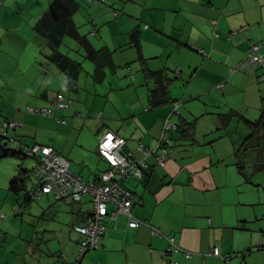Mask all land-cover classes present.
Returning <instances> with one entry per match:
<instances>
[{"label": "crops", "instance_id": "crops-1", "mask_svg": "<svg viewBox=\"0 0 264 264\" xmlns=\"http://www.w3.org/2000/svg\"><path fill=\"white\" fill-rule=\"evenodd\" d=\"M78 1L86 6L80 5L73 14L74 23L85 27L83 32L96 49L110 51L114 64L124 69L122 75L136 74L135 79L127 75L121 91L111 93L101 110L106 129L125 138L122 152L139 157L138 142L153 149L165 118L177 126L170 131L171 158L162 166L149 156L143 179L125 181L134 194L136 228H129L123 216L116 222L106 219L99 247L79 264H167L168 237L178 247L170 254L176 264H225L226 257L230 264H264V176L253 173L246 181L238 173L231 136L219 128L220 115L230 110L242 114L243 107L254 103L260 111L264 81L258 75L263 69L249 66L231 75L228 69L245 56L250 41L264 40V0H253L254 7L248 0H122L121 7L108 0ZM50 2L0 0V114L21 120L22 135L52 146L65 156L73 173L96 184L106 163L97 153L100 98L91 99L90 78L85 88L69 91L74 102L66 110H55L53 117L24 112L29 104L50 106L52 86L62 88L63 74L50 70L52 80L45 82L42 62L40 69L36 62L37 51H45L47 45L32 25ZM134 28L140 29V53L132 45ZM230 30L237 31L231 38ZM198 46L205 57L193 50ZM174 66H180L185 86L181 90L175 86L171 97V82L167 88L171 101L158 104L164 86L156 87L144 67L164 69L174 78ZM91 71L88 66L86 76ZM105 72L111 73L110 66ZM137 72L143 81L139 87ZM221 82L223 87L215 90ZM239 99L240 106L228 105ZM173 100L181 101L178 113L168 114ZM62 116H67L65 123H58L56 118ZM189 123L197 144H191L190 130L184 131ZM8 157L20 162L0 172V207L10 198L16 203L20 196L8 190L9 179L20 167L31 170L36 163L33 158V165H26L25 157L17 156L0 160ZM87 199L63 204L43 196L36 206L25 209L21 225L3 223L9 234L0 237V264H74L83 237L72 226L91 211ZM215 247L218 256L211 253Z\"/></svg>", "mask_w": 264, "mask_h": 264}, {"label": "trees", "instance_id": "trees-1", "mask_svg": "<svg viewBox=\"0 0 264 264\" xmlns=\"http://www.w3.org/2000/svg\"><path fill=\"white\" fill-rule=\"evenodd\" d=\"M89 1L92 2L93 0H89ZM79 7H80V3L78 0H52V2L48 4L46 9L43 11V13L40 16H38L36 20L33 21L32 28L34 30V34L37 35L39 38H41V40L45 42V44L47 45V47L45 48V51L42 49H39L37 51V55L39 56L41 60L39 59L36 62L38 64L42 62L41 70L44 74L50 73L49 64L55 65V67L64 76V78L61 80V86H62V89H65V91L68 93L67 94L68 96L64 95L62 91H58L56 94H53L50 97V100H49L50 106L29 104L25 106L24 112L26 114L37 115L41 117L42 116L53 117L55 110H66L71 106L73 98L71 94L69 93V91L74 92L80 88H85L87 79L90 78L89 79L90 82H87V84L88 86L93 87V89L90 91L91 96H92L91 99L93 97L100 98L98 99V102L96 105L97 111H99L98 116L96 117L97 126H99L98 127L99 131L97 134V153L99 157L106 163V168L102 170L100 174L97 176L98 180L96 178L97 180L96 184L92 182H89V183H92L94 186H102L106 183V182H103V175L108 171H111L114 174L112 181H118L120 179V166L112 165L108 161L106 156L103 153H101L100 138L105 134V132H111L117 136H120V135H118L117 133L113 132L110 129H106L103 118L101 116L102 115L101 110L105 104L108 105L109 103L108 96L111 93L115 91L117 92L121 91L120 87H123L122 85L127 75H129L131 79H135L134 75L136 74L134 72H129V74H127L126 76L122 75L121 70H124V69H120L118 66L114 64V62L111 59L110 51L108 49H102V48L96 49L91 43V41L87 38V32L84 33L83 31H79V25H76L72 18L73 14L78 10ZM230 33H232V35H229ZM236 33H237L236 30H230V32L228 33V37L231 38ZM139 35H140V29L134 28L131 32V39H132V45L134 46V48H136L138 53H140ZM212 35L215 37L218 36V31L216 32V28H213ZM65 37L73 39L77 43L79 49L81 50L80 53L82 55V61L76 58H73L68 53H65L60 50V46ZM250 43L251 41L248 43L245 56L239 61H237L234 64V66L229 68L228 73L231 75L249 66L258 67L260 69H263V71L258 75V80L264 81V65L262 66L260 64H250V62H248L247 55H248ZM255 43L261 44L260 52H264V40L261 42H255ZM193 50L196 53H200L204 57L207 55V53L199 46L196 48H193ZM47 64H48V67H47ZM88 66L92 67V71L89 72V76H86V74L88 73ZM107 66H110V70H111L110 74L105 72V68ZM144 68L146 72V77L149 79H152L156 83V87L164 86V89L162 92L163 96L159 100H157V102L156 101L154 102L158 104L170 102L171 100L167 97V88H168V85L174 80V78H179L181 76V74L178 73V71L181 72V69L179 70L176 69V72L178 75H176L174 78H169L164 69L152 70L147 67H144ZM59 103L65 104V106L60 107ZM223 116L226 117L222 121L224 123V126L228 124L229 119L227 118H230L231 116H236L239 119V121L242 123L241 128L235 127L234 129L227 131V134L231 136V141L234 146V151H233L234 152V163L236 165L238 173L246 181H249L253 173L264 171V95L261 96L260 114L256 120H250L246 118L244 115L238 113L237 111H232V110L223 114ZM65 119H67V116L57 117L56 121L58 123H65ZM0 121L9 122L6 126L2 128L5 134L0 133V158L5 157V156H17V157H28L29 156V155H26L24 151L23 153L20 152L21 147H19L17 151L6 148V147H9L6 140H11V142L14 145L22 146L27 150H31L34 144H39V146H50L48 144L34 142L30 138L22 135L20 130L23 129L22 126H24V123L21 120H17L13 117L3 116L2 114H0ZM10 123H12V125H10ZM1 125L2 123L0 124V126ZM174 125L175 127L168 131L166 140L164 139L159 140V136H160L159 134L158 139L156 141V145L153 149H149L143 142H138L137 150L140 153L139 157H133L132 153H127V154L123 153L122 152V147L124 146L123 144V146L121 147V153L126 158V160L129 162V165H128V171L124 174L125 177L120 180V185L122 188L130 190L125 185V181L127 179H135L138 181H141L143 179L145 170L147 166H149L147 162V157L153 155V158L156 164H159L162 166L164 165V163L169 157L168 156L169 153L172 151V148H173L170 142L171 140L170 131L172 130L174 131L177 129L176 124ZM192 125H193L192 123H189L188 128H185L184 131L189 129L190 130L189 138H191L192 140L191 144H197L198 140L194 138V130H193ZM238 130L242 132V134H237L236 131ZM231 131H234L236 135L235 134L231 135V133H233ZM22 137L23 139L25 137V140L23 139L21 140L20 138ZM123 139L125 143V138ZM50 147L54 150V152L58 156L64 158L67 161L68 169L70 170L69 162L65 158V156L57 152L52 146ZM163 153H164V163L157 162L155 159L156 155H160ZM30 157L36 159V163L31 168V170H27V169L20 167L17 170L16 174H14L9 179V182H8V190L14 193H17V195L18 194L20 195L21 192L27 190V193L25 194V196H19L22 198L21 202L19 198L17 199L16 205L20 209V211L17 212L16 214H22L21 210L22 208H24V204L27 205L30 202V200H33V203H38L39 200L43 196L44 197L50 196L54 200V202H59V203L63 202L66 204L81 202L83 197L87 196L88 197L87 202L91 203V211H92L93 195L90 192L82 193L80 195L81 196L80 199H77V200H74V198L71 195H68V198L66 197L57 198L55 196V193L52 191L41 194L35 200L30 199L28 196L29 188L27 189L26 182L28 179H30V176L33 175V170L35 166L37 165V163L40 162L39 157H42V154L38 152L37 156L35 155V156H30ZM248 164H250L249 168H248ZM133 165H135V168H139L141 172L140 177L136 176L134 171L130 169ZM73 174L82 180V178L78 174H75V173ZM110 207L112 208L111 210H113V207L112 206ZM89 214L84 218L82 222L85 221V219L89 216ZM106 219L108 218H105L104 220L106 221ZM0 220L2 221L1 224H3L6 221V218H0ZM105 221H104V224H105ZM72 229H73V226H72ZM166 259H168L167 256H166ZM225 259H227V261L224 260L223 262L225 264H230V257H226ZM77 263H78V258L76 256L74 264H77ZM167 263H168V260H167Z\"/></svg>", "mask_w": 264, "mask_h": 264}, {"label": "built area", "instance_id": "built-area-1", "mask_svg": "<svg viewBox=\"0 0 264 264\" xmlns=\"http://www.w3.org/2000/svg\"><path fill=\"white\" fill-rule=\"evenodd\" d=\"M216 34V33H215ZM229 35H232L230 33ZM261 44L251 42L248 50V62L250 64L264 65V52H260ZM223 83L219 84L221 89ZM60 107L65 104L59 103ZM43 111V110H42ZM0 133H4L2 129L9 122L0 121ZM12 125V123H10ZM175 127L174 123L168 118L164 120L159 140H166L169 130ZM9 149L17 151L21 147L20 152L23 151L26 155L37 156L40 152L42 157H39L40 162L37 163L33 170V177L35 183L28 189V196L30 199H36L41 194L47 192H54L57 198H68L71 195L74 200L80 199V195L85 192H90L93 195V207L89 216L82 223H76L73 225V230L83 237L79 246V252L77 255L78 263L84 254L93 251L99 246V239L106 232V226L104 219L108 218L110 221L116 222L117 216H123L127 219V226L129 228H136L138 221L133 217L132 210L134 205V194L132 191L124 189L120 185V180L125 176L128 171L129 162L121 153V147L124 144V139L121 136L114 135L111 132H105L100 138V149L108 161L114 166H120V179L118 181H112L114 176L113 172L108 171L103 175V182H106L102 186H94L92 183H86L79 177L75 176L69 169L67 161L58 156L50 146H39L34 144L31 150H27L22 146L14 145L11 140ZM156 161L164 163V153L156 155ZM136 176L140 177L141 172L139 168H135L133 165L130 168ZM36 174V175H35ZM137 204H139L137 200ZM112 206L113 210L109 211L108 208ZM27 207L24 204V208ZM19 209V208H18ZM20 209L18 210V212ZM17 213V211H16ZM1 218H5V214L0 215ZM152 235L161 237L162 235L156 231L151 230ZM167 264H176L171 259L170 254L176 252L178 247L174 244V240L171 237L167 238ZM214 256H218L217 248L211 250ZM227 261V259H225ZM77 263V264H78Z\"/></svg>", "mask_w": 264, "mask_h": 264}, {"label": "rangeland", "instance_id": "rangeland-1", "mask_svg": "<svg viewBox=\"0 0 264 264\" xmlns=\"http://www.w3.org/2000/svg\"><path fill=\"white\" fill-rule=\"evenodd\" d=\"M108 1H109L108 2L109 5H111V2H112L113 3L112 5H115V7H121V6H123L125 4V2H123L122 0H108ZM247 2H251V5L254 7L255 3H254L253 0H248ZM241 3H242V1H241ZM80 5L82 6V8H85V6H86L85 3H80ZM77 17H78L77 19H81V18H79V15H77ZM84 29H85V27L82 26L81 28H79V31H83ZM100 33H103V31L100 30ZM65 39H67L68 41L63 40V42H62V44L60 46V50L63 51V52H65V53H68L73 58H76V59L82 61V55L80 53L81 50L79 49L77 43L73 39H70L68 37H65ZM98 41H100V42H97V43H100V44H97L96 47L99 48V45H101V43H102L101 38H99ZM198 54L201 55L200 53H198ZM131 65H132L133 70H134V65L133 64H131ZM37 67L40 69V64H37ZM176 69L179 70L180 69V66H174L171 69V73H172L171 76L172 77H175L176 75H178L177 72H176ZM49 70H52L53 72H55V74L57 76L60 75L59 70L53 64H50ZM178 73H181V72L178 71ZM52 77H53V75L51 74V72L42 75V78L45 80V82H49L50 80H52ZM141 81H142L141 75L138 73V81L136 82L138 84V87L141 86L140 85L141 84ZM184 82H185V80L181 76L179 78H175L172 81L173 85L170 88V96L171 97H173V89H174V87L177 86V88L181 90L185 86L184 85ZM221 83H223V82H221ZM219 84L216 85V88L217 89L214 88L215 90H218L219 89L218 91H220ZM138 87H136V88H138ZM222 87H223V84H222ZM133 89H134V87H133ZM127 90H129V89H127ZM58 91H59L58 84H54L52 86V88H51V93L56 94ZM60 91H62V93L64 95L68 96L67 95L68 93L65 91V89H62L61 88ZM138 97H140V94L139 93H138ZM228 100L229 101H232L231 98L228 99ZM77 101L78 100H76L75 102H77ZM179 103L181 104V101L180 100L174 101L173 104L171 105V108H170L168 114H176V113H178ZM241 104H242V100L239 99V100H235V102H233L231 104H228V105L229 106L238 107ZM242 111H243L242 114L245 117H247L248 119H250V120H256L258 118L259 114H260V111L258 110V108H256V106L254 105V103L253 104L252 103H248V106L243 107L242 108ZM225 118L226 117H224L223 114L220 117V121H221L222 125H220L219 128L222 129L221 132H223V133L226 132L227 133V131H230V130L234 129L235 127H239V128L242 127V123L239 121V119L236 116H231L230 118H227V119H229V121H228V124L226 126V129H227L226 130L225 127H224V123L222 122L223 119H225ZM223 129H225V130H223ZM231 132H233V133H231V135L235 134L234 131H231ZM236 133L237 134H242V132H240L239 130L236 131ZM196 134H198V132H196ZM6 142L8 143V145H10V141L9 140H6ZM6 148H8V147H6ZM196 149H197V147H194V150H196ZM23 161H24V163L26 165H29V166L33 165V158H31L30 156L25 157L23 159ZM19 162H20V159L19 158H16V157H8V158H6L4 160H0V172L3 169L8 170V168H10V167L15 168V165H17V163H19ZM249 165L250 164H248V168H249ZM262 172H264V171H260V172H256V173H259L258 176L263 177L264 175H263ZM242 181H243V179L241 177L240 178V183H242ZM33 183H35V179L31 175L30 176V179H28L27 182H26L27 189L30 188L33 185ZM26 193H27V190L21 192L20 193V196H25ZM19 200L21 202L22 198L19 197ZM61 203H63V202H61ZM32 205L36 206L37 203H33V200H30V202L27 204V207L22 208V210H21L22 214H16V211L18 212L19 209H18V207H17V205L15 203V200H13L12 198H10L9 199V203H3L2 206L0 207V215L1 214H6L5 215L6 221L4 223H6L7 221H9V222L14 221L16 223L17 227H18L19 225L22 224V222H23V215L27 212L24 209H28ZM9 207H10V210H9ZM8 211H9V213H8ZM63 212H65V211H63ZM1 222L2 221L0 220V226L2 225ZM5 232H7L9 234V231H5L3 227H0V237H4Z\"/></svg>", "mask_w": 264, "mask_h": 264}, {"label": "clouds", "instance_id": "clouds-1", "mask_svg": "<svg viewBox=\"0 0 264 264\" xmlns=\"http://www.w3.org/2000/svg\"><path fill=\"white\" fill-rule=\"evenodd\" d=\"M79 223H81V222H79Z\"/></svg>", "mask_w": 264, "mask_h": 264}]
</instances>
